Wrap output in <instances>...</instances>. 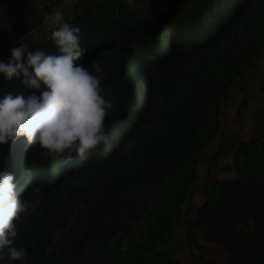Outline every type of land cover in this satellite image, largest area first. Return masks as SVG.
I'll return each instance as SVG.
<instances>
[{
    "label": "trees",
    "instance_id": "obj_1",
    "mask_svg": "<svg viewBox=\"0 0 264 264\" xmlns=\"http://www.w3.org/2000/svg\"><path fill=\"white\" fill-rule=\"evenodd\" d=\"M32 9L33 0H0V13ZM65 21L80 29L77 63L93 72L98 63L101 95H118L104 122L113 133L86 160L48 157L22 136L0 146V170L36 202L17 222L14 246L26 249L30 264H144L150 255L155 264H181L158 249L196 183L202 151L222 128L223 100L264 54V0H140L131 10L102 5ZM53 30L23 43L56 55ZM11 36L0 31L5 63ZM157 66V74L146 72ZM22 81L0 74V99L36 92ZM220 158L210 195L187 225L185 264H202L199 255L217 264L208 245L223 249L226 264H264V116L254 135L238 133L221 146L214 163ZM42 172L54 174L51 183L25 180Z\"/></svg>",
    "mask_w": 264,
    "mask_h": 264
},
{
    "label": "clouds",
    "instance_id": "obj_2",
    "mask_svg": "<svg viewBox=\"0 0 264 264\" xmlns=\"http://www.w3.org/2000/svg\"><path fill=\"white\" fill-rule=\"evenodd\" d=\"M44 22L56 26L49 39L58 54L39 48L29 51L27 44L19 43L10 50L7 63L0 60V74L8 80L22 75L23 84L36 90L27 97L9 94L0 99V146L22 136L48 157L71 160L75 153L86 160L93 149L108 141L104 122L112 105L101 95L97 74L103 69L93 63L94 74L77 63L84 54L80 29L66 22L61 11L46 15ZM13 179L11 173L0 170V262L7 257L30 264L26 249L14 246L17 222L29 202L18 194Z\"/></svg>",
    "mask_w": 264,
    "mask_h": 264
},
{
    "label": "rangeland",
    "instance_id": "obj_3",
    "mask_svg": "<svg viewBox=\"0 0 264 264\" xmlns=\"http://www.w3.org/2000/svg\"><path fill=\"white\" fill-rule=\"evenodd\" d=\"M140 0H33L34 9L30 13H24L19 16L2 11L0 13V31L9 30L12 32L11 41L8 46L10 51L19 43L42 41L47 34L56 26L44 22L46 15L52 14L54 11H61L64 19L67 20L79 10H87L91 7L109 6L116 8L118 6H126L131 10L134 6L139 4ZM18 26H16V25ZM98 61V60H97ZM160 67L154 69H146L150 71V75L157 74ZM118 95L107 96L108 101L113 102ZM147 103L141 105L144 113L149 103H152V96H147ZM133 103V102H132ZM135 110V108H134ZM264 116V54L261 55L255 64L239 79L230 92L226 95L221 105V121L222 128L216 139L208 145L201 153L199 161V175L196 183L189 190L184 206L175 214L169 234L162 242L158 251L163 252L166 257L176 259L185 264L186 257L191 245L187 240V225L198 214V208L203 201L210 195V178L215 177L223 166V161L218 160L214 163L213 159L218 149L223 145H228L238 133L243 136L251 135L257 132L259 126L262 124V117ZM105 124V123H104ZM106 127V125H105ZM109 136V135H108ZM110 137V136H109ZM108 137V138H109ZM111 149L106 151L109 153ZM104 154L99 157L103 159ZM73 171L69 173L72 176ZM51 172H42L32 176H27L25 180H33L35 183L44 182L51 183L53 177ZM49 191L54 192V188H49ZM29 207L27 211L21 214L19 219L26 218L29 212L33 210L36 202L28 200ZM134 221L129 225V236H134V227L137 225ZM242 229L245 227H241ZM117 237L121 236L118 229L115 230ZM54 240H57L58 233L54 234ZM128 240L127 237L123 242ZM208 258L215 261L217 264H226V254L218 245L207 246ZM208 259L198 256V261L204 264ZM156 257L150 255L144 264H155Z\"/></svg>",
    "mask_w": 264,
    "mask_h": 264
},
{
    "label": "water",
    "instance_id": "obj_4",
    "mask_svg": "<svg viewBox=\"0 0 264 264\" xmlns=\"http://www.w3.org/2000/svg\"><path fill=\"white\" fill-rule=\"evenodd\" d=\"M98 58H96V59H94V60H97ZM132 102H133V100H132ZM113 133V131H110L109 133H108V135H111ZM105 145H102V147H104Z\"/></svg>",
    "mask_w": 264,
    "mask_h": 264
},
{
    "label": "flooded vegetation",
    "instance_id": "obj_5",
    "mask_svg": "<svg viewBox=\"0 0 264 264\" xmlns=\"http://www.w3.org/2000/svg\"><path fill=\"white\" fill-rule=\"evenodd\" d=\"M134 104H135V102H134V101H133V103H132V102L130 103V105H134ZM147 110H148V109H146V110H145V112H147Z\"/></svg>",
    "mask_w": 264,
    "mask_h": 264
}]
</instances>
